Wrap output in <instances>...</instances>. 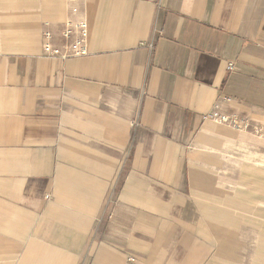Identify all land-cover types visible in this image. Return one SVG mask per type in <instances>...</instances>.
<instances>
[{"label":"crops","instance_id":"crops-1","mask_svg":"<svg viewBox=\"0 0 264 264\" xmlns=\"http://www.w3.org/2000/svg\"><path fill=\"white\" fill-rule=\"evenodd\" d=\"M34 4L0 44V196L7 204L38 208L55 194L65 175L56 166L62 147L84 149L91 169L101 165L89 178L102 181L103 196L122 180L117 196H140L141 185L150 196L185 197L184 152L216 131L209 115L264 126V0ZM72 6L79 8L72 17L89 23V53L50 58L45 32L61 46ZM168 207L181 229L173 242L186 255L199 242L198 209L189 197ZM13 260L12 252L0 254V264Z\"/></svg>","mask_w":264,"mask_h":264},{"label":"rangeland","instance_id":"rangeland-1","mask_svg":"<svg viewBox=\"0 0 264 264\" xmlns=\"http://www.w3.org/2000/svg\"><path fill=\"white\" fill-rule=\"evenodd\" d=\"M34 1L0 0V44L35 11ZM215 127L185 149V197L150 196L141 185L140 196H117L122 180L103 196L102 181L89 178L101 165L91 169L84 149L62 147L56 166L65 175L40 207L19 209L0 196V235L9 238H0V254L12 252L14 264H264V135ZM188 197L199 242L185 255L173 242L181 229L168 205Z\"/></svg>","mask_w":264,"mask_h":264},{"label":"built area","instance_id":"built-area-1","mask_svg":"<svg viewBox=\"0 0 264 264\" xmlns=\"http://www.w3.org/2000/svg\"><path fill=\"white\" fill-rule=\"evenodd\" d=\"M79 8L72 6L66 13L63 20V28L60 36L63 44H54V34L51 31L45 32L44 51L50 58L81 57L89 53V23L84 18L74 19L72 15H77ZM218 124L228 125L236 130L252 129L258 135H264V126L254 125L248 119L236 115H209Z\"/></svg>","mask_w":264,"mask_h":264}]
</instances>
